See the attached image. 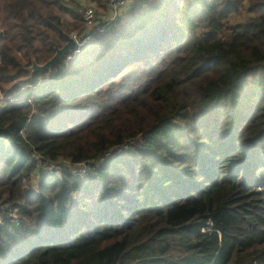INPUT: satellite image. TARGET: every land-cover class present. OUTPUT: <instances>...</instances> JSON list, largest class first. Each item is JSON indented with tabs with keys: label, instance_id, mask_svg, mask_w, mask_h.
Here are the masks:
<instances>
[{
	"label": "trees",
	"instance_id": "16d2710c",
	"mask_svg": "<svg viewBox=\"0 0 264 264\" xmlns=\"http://www.w3.org/2000/svg\"><path fill=\"white\" fill-rule=\"evenodd\" d=\"M84 4L0 0V264H264V0H134L34 70Z\"/></svg>",
	"mask_w": 264,
	"mask_h": 264
},
{
	"label": "built area",
	"instance_id": "2783aa9c",
	"mask_svg": "<svg viewBox=\"0 0 264 264\" xmlns=\"http://www.w3.org/2000/svg\"><path fill=\"white\" fill-rule=\"evenodd\" d=\"M134 0H110L109 1V8H110V15H103L99 14L95 11L94 7L89 4H85L82 9L84 25L81 29L72 32L71 36L76 41V48L73 50V54H77L80 52L81 48L88 43L96 33H104L106 32L109 27L113 24V22L117 19V16L112 13H116L121 9H127ZM104 16L103 18H100ZM116 16V17H115ZM129 148V144H125L123 146L113 147L107 150L102 156H100L97 161H89V162H81L72 165L70 168L55 163L49 162H42L41 170L51 172L53 174L62 173L65 169L70 170L69 172H73L76 174H80L81 172L87 173L90 169L99 166L102 162H104L107 158L112 155L119 154L124 150ZM42 170V171H43ZM13 219L18 218L16 212H13L12 215ZM1 222V220H0Z\"/></svg>",
	"mask_w": 264,
	"mask_h": 264
},
{
	"label": "rangeland",
	"instance_id": "374dc122",
	"mask_svg": "<svg viewBox=\"0 0 264 264\" xmlns=\"http://www.w3.org/2000/svg\"><path fill=\"white\" fill-rule=\"evenodd\" d=\"M82 2H83V4L84 3H86V4H89V5H92L93 7H94V9H95V11L97 12V13H100V12H98L99 11V9H97L96 8V6H95V4H93L92 2H86L85 0H82ZM85 5V4H84ZM129 10V8H127V9H121L120 11H118V12H116V13H112V15H116L117 17L119 16V15H123L124 13H126L127 11ZM101 14H103V15H110L109 13H105V12H101ZM107 15V16H108ZM246 15V12H244L243 13V16H241V15H239V14H233L231 17H230V19L233 21V22H237V21H240V20H242V18L244 17ZM115 16V17H116ZM104 16H101L100 15V18H103ZM78 30V29H77ZM77 30H74V31H77ZM70 35H72V34H70ZM120 154V153H119ZM117 155V154H116ZM116 155H112V156H110L109 158H107L105 161H107V160H109L110 158H112V157H114V156H116ZM104 161V162H105ZM64 166V165H63ZM98 167L99 166H97V167H95V168H93L92 170L90 169L87 173H83V172H81L80 174H76V173H73V172H71L70 174L71 175H73V176H77V177H80V178H86V177H88V175L90 174V173H92V172H94V171H96L97 169H98ZM43 170V169H42ZM67 169H65V171H66ZM68 171V170H67ZM64 172V171H63ZM62 173H56V174H53V173H51V172H48V171H41V172H38V174L36 175V177H34V179L32 180V186L34 187V188H38V185H39V181L42 179V177L44 176V175H61ZM18 215V214H17Z\"/></svg>",
	"mask_w": 264,
	"mask_h": 264
},
{
	"label": "water",
	"instance_id": "95a60500",
	"mask_svg": "<svg viewBox=\"0 0 264 264\" xmlns=\"http://www.w3.org/2000/svg\"><path fill=\"white\" fill-rule=\"evenodd\" d=\"M67 43L63 47H59L56 45V53L55 55L45 62L42 65L34 63L33 69L34 70H48L56 66L63 58H65L68 54H70L76 48V41L75 39L67 34L66 35Z\"/></svg>",
	"mask_w": 264,
	"mask_h": 264
}]
</instances>
